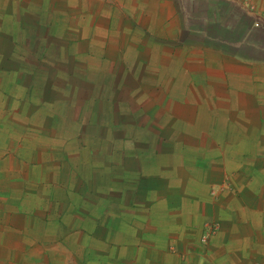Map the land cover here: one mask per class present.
Masks as SVG:
<instances>
[{
	"label": "crops",
	"instance_id": "obj_1",
	"mask_svg": "<svg viewBox=\"0 0 264 264\" xmlns=\"http://www.w3.org/2000/svg\"><path fill=\"white\" fill-rule=\"evenodd\" d=\"M75 87L126 138L95 180L39 123ZM131 249L264 264V0H0V264H129Z\"/></svg>",
	"mask_w": 264,
	"mask_h": 264
},
{
	"label": "trees",
	"instance_id": "obj_2",
	"mask_svg": "<svg viewBox=\"0 0 264 264\" xmlns=\"http://www.w3.org/2000/svg\"><path fill=\"white\" fill-rule=\"evenodd\" d=\"M38 89L41 98L49 95L52 97L57 93L51 87L47 89L43 85H40ZM80 92L81 96L79 95L78 98L77 87L71 88L70 91L64 90L66 99L65 101L62 100L61 103L52 100L51 97H49L48 102H42V104L53 103L48 104V107L42 106V108H52L53 111L46 112L48 116L43 115L44 117H41L39 123L44 126L45 131L47 130L55 135L58 132L63 133L62 140L66 143V148H69V161L75 164L74 170L79 171V175L84 174L85 177L84 170L94 169L93 177L95 180L96 175H98L96 168H99L100 164L108 167V169L115 166L112 161L114 156L113 147L116 146L115 143H121L126 138H116L109 132L112 125V116L106 111L104 99L95 98L91 94L93 93L92 90L89 89H82ZM65 93L68 95L66 96ZM83 131H91L93 135L90 137L84 136ZM60 136L62 135L60 134ZM76 211L81 212L80 210ZM91 212L88 207L83 210V214L87 217L92 216Z\"/></svg>",
	"mask_w": 264,
	"mask_h": 264
},
{
	"label": "rangeland",
	"instance_id": "obj_3",
	"mask_svg": "<svg viewBox=\"0 0 264 264\" xmlns=\"http://www.w3.org/2000/svg\"><path fill=\"white\" fill-rule=\"evenodd\" d=\"M63 64V63H62ZM67 64V63H66ZM65 65V64H64ZM60 67H61V64L59 65ZM63 77H64V75H63ZM72 82L73 81H70L69 83L65 80V81H63L62 80V78H61V76H59L58 78H57V81H55V84H57V85H62V86H64V87H68L69 85H72ZM30 96V97H29ZM28 97L27 96H25L26 98L25 99H28L29 101H32V104H33V97L31 96V95H29ZM23 97V96H22ZM24 98V97H23ZM33 110V106L30 108V106H29V110ZM132 145V142L131 141H126L125 143H124V147H126L127 149H129L130 148V146ZM53 156H51L50 157V160L51 159H54L55 161H60V159H61V154H52ZM49 160V162L51 163V166H49V171L46 173V176H49V177H51L55 172L53 171V169L55 168L56 169V167L55 166H52V162ZM53 171V172H52ZM57 175V174H56ZM68 175H69V170H67V169H65V170H63V171H61V172H59V174H58V176L59 177H61V178H65V179H67L68 178ZM60 179V178H59ZM65 183L63 182V184L62 185H60L59 187H57L56 188V193L58 194V195H62V197H65V196H73L74 194L73 193H79L80 194V192L81 193H83V194H85V191H84V187L81 185V186H76V188H78V190L77 189H75V191H71L70 189L68 190V188H64V185ZM74 184V183H73ZM72 184V185H73ZM64 185V186H63ZM108 194V193H107ZM107 194H105V195H107ZM87 195H89L90 196V193H88ZM84 196V195H83ZM172 198L174 199V206L176 207H180L181 206V201H179V196H176V195H173L172 196ZM94 199V198H93ZM173 205V204H172ZM173 218H171V217H169V218H167V222L168 221H171ZM85 225V224H84ZM86 227H90L89 225H85ZM156 227H158V226H156ZM154 228V227H153ZM168 234H170V233H168ZM175 237H176V235H175ZM138 238H140V236H139V234H137V235H135L134 237H133V239H132V241H134L135 239H138ZM207 240V234H204L203 236L201 235V237L199 238V241H200V243H204L205 241ZM138 243H140V241H138ZM121 251H126V250H121ZM55 253H54V258H55V260L57 261V264H61V262L60 261H62L63 259H64V257H61V256H58V255H60L61 254V251H54ZM127 252V258L128 259H130V261H128L129 262V264H145L146 263V261L145 260H142L141 259V261H140V259H139V262H133L134 260H133V257H136V252H134V250H127L126 251ZM155 256V255H154ZM122 256H121V254H120V256L118 255L117 256V258H121ZM58 260H60L59 262H58ZM90 263H92V262H90ZM108 263V262H107ZM107 263H101V264H107ZM100 264V263H99Z\"/></svg>",
	"mask_w": 264,
	"mask_h": 264
}]
</instances>
